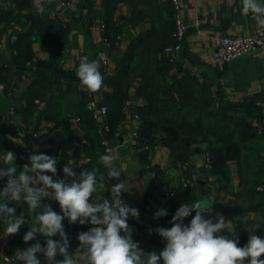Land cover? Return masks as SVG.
Returning <instances> with one entry per match:
<instances>
[{
  "label": "crops",
  "instance_id": "obj_1",
  "mask_svg": "<svg viewBox=\"0 0 264 264\" xmlns=\"http://www.w3.org/2000/svg\"><path fill=\"white\" fill-rule=\"evenodd\" d=\"M31 1L29 9L20 11L17 21L6 24L0 20V50L4 52V56L12 50L13 42L25 29L30 13L47 16L52 20L62 19L59 17L57 6L51 0H43V8L40 10H37L33 0ZM260 2L264 3V0ZM87 3L92 6L90 10L95 11V18L91 23L88 20L93 11L89 10ZM180 3L183 19L189 28L180 49L176 52L174 67L167 77L160 80L166 87L174 80H181L185 86L191 88L188 92L189 97L194 94L199 96L207 94L210 104L207 103L205 108L218 113L207 117L206 122L211 121V129L207 130V125L202 133L196 136L198 138L191 144V153L186 160L174 159L169 146L162 143L163 135H159L157 143L146 149L148 152L144 156L145 153L142 152L145 150L134 147L132 142L127 140L128 134L137 124L134 112L145 104L141 94H137V88L145 80L141 74L145 72L143 73L141 60L134 58L132 73L128 78L129 97L123 107L125 120L114 138L108 139L109 145L114 147L112 152L117 156L116 166L121 176L117 180L112 178V182L103 181L104 188H99L97 197L111 200L112 186L124 182L128 191H122L121 198L128 206L138 209L139 218L150 223L158 219L154 217L158 210H165L164 195L168 191H173V196L177 194L179 207L181 204L200 200L204 205L212 206L213 220L216 213H221L226 221H231L229 230L221 234L238 239V246L243 247L249 239L248 229L253 225H259V229L253 234L264 238V192L255 190L256 185L264 182V106L256 104L257 101L264 102V47H258L241 57L223 62L212 56L209 38L212 34L245 35L259 25L252 14L247 16L242 14V0H180ZM164 4H167L166 0H118L113 13L118 20L121 38L115 48H111L104 42L101 29L103 22L97 15L99 10L103 12V0H75L73 6L64 12L63 19H67L68 22L73 20L74 23L72 25L68 23L70 29L67 30L64 41L67 50L61 55L59 65L66 71L76 73L82 56L86 55L93 60L97 59L95 56L98 52L105 53L108 63L105 69L102 64L100 68L105 78L104 87L94 93L95 97L103 102L104 94L112 91L109 80L116 73L118 61L131 41L151 27L152 17L157 15L155 12L159 9H168V5ZM6 8L0 4V16ZM132 15L134 22H131ZM197 18L203 19L204 24L196 28L193 22ZM33 38L36 39L33 42L36 60H48L52 51L48 46H41V34L37 30H34ZM56 47L59 50L58 44ZM162 56H167L164 50ZM27 64L31 65L30 62ZM154 66L150 63L146 74H151ZM34 72L35 66L28 67L23 71L18 83L15 84L13 80L8 79L9 88L4 84L5 88L0 90V158H3L7 151L14 152L18 172L28 162L30 154H46L49 147L43 146V138L49 140L54 132L62 133L69 129L75 132L76 138L81 135L79 120L73 116L74 111L79 108V94L74 90L59 99V104L55 108L56 120L40 119L38 129L43 134L47 132V135L37 140L33 136V129L31 128V131L26 127L21 116V106L24 105V94L35 77ZM48 76L62 87L67 85L64 79L53 73H49ZM77 88L86 89L80 81L77 82ZM58 93V90L54 92L55 95ZM251 102L254 104L253 108H247L248 113H243L242 108ZM43 107L42 102L40 108ZM10 109H14L15 113L10 114ZM199 109V105L191 103L182 112L189 121L196 122ZM238 117H243V122L253 126L254 130L245 127L241 122H236ZM205 135L214 143L226 144L231 156L227 162L226 175L219 176L213 173L215 177L212 181H209L203 167L206 143L200 141V138ZM81 143L83 144L82 139ZM180 150H183L182 146ZM71 161H75L74 169L77 164L88 160L80 151L74 153L73 150V156L69 159V162ZM190 170L192 174L188 179L187 171ZM183 179L187 182L184 189L181 188ZM70 180L71 177L67 182ZM6 182L7 179L1 181L4 185ZM42 204L50 205L57 213L61 212L59 204L51 197L44 198ZM194 215L195 212L192 213V216ZM192 216L185 218L184 223H190ZM160 218L162 223L172 226L171 216ZM66 223L67 219L63 221L64 227ZM128 224L133 229L132 239L138 242L146 253L155 251L159 254L163 250L166 244L164 240L152 243L154 234H150L149 229L131 220ZM4 228V224L0 225V251L6 250L9 253L10 235L4 236ZM147 233L150 234L148 237ZM78 245V239L75 243H70L69 252L74 253ZM19 250L20 248L12 254V262L4 261L0 257V264H16L18 261L16 254ZM261 259H264V256ZM160 264H163L162 260Z\"/></svg>",
  "mask_w": 264,
  "mask_h": 264
},
{
  "label": "trees",
  "instance_id": "obj_2",
  "mask_svg": "<svg viewBox=\"0 0 264 264\" xmlns=\"http://www.w3.org/2000/svg\"><path fill=\"white\" fill-rule=\"evenodd\" d=\"M10 1L16 4V8H6V10L0 16V20L5 21L6 24L17 21L19 19L20 11L22 9H29L31 0H2ZM118 0H103V12L100 10L97 12L100 19H102L104 30L103 37L107 38L111 43V48H115L117 35L120 33L118 20L114 17V7ZM168 5L167 10H157V15L152 17L151 27L143 34L134 38L125 53L120 58L116 66V73L109 80V84L112 87L111 92L104 94L103 103L107 105V114L104 119V123L107 124L108 130L99 128V122L93 117L91 110L87 108V102L89 96L85 90H79L77 88V82L79 79L76 73L73 71H66L59 65V59L64 51L67 50L65 46V39L67 28H63L61 21L57 19H50L47 16H40L37 13H30L28 15V23H26L25 29L18 35L16 40L13 42L12 50L7 54V59L0 66V80L9 88V81L13 80L14 83H18L21 79L23 71L28 67L35 66V77L33 78L30 86L27 88L24 94V105L21 106V116L27 128H32L33 131H39V136L35 139L47 135L42 133L38 129V124L41 118H49L56 120L55 108L59 104V99L70 91H76L78 96L79 108L74 111V118H79V129L81 130L80 137L75 136V132L72 130H65L64 132H54L50 140V147L47 149L46 154L56 157L57 160V174L53 177L64 178L63 167L70 163L69 159L73 156V150L77 144V139L81 138L85 143L82 144L80 152L85 158H89L88 161L77 164L73 171L76 172L77 176L83 170L92 171L97 170V178L103 175V181L112 182V178L107 175V169L99 161L100 155L107 154L100 142L101 138L106 137L108 139L114 138L115 134L119 132L121 123L125 120V112L123 110L124 104L129 97L128 84L129 77L132 73V62L134 58H139L140 64L143 65V76L144 83L137 88V94H141L145 104L136 109V112L142 119L141 126L139 129V136L137 139V146L149 145L153 146L157 143L159 135H163L162 143L169 146L172 155L175 160L184 161L191 153V144L198 138L202 131L207 128L211 129L209 121L206 122L207 117L210 115L217 114L212 110H208L207 103L210 104V100L206 95H192L189 97L188 92L191 88H188L181 82V80H174L170 83L169 87L163 86L160 78L167 77L168 73L174 67L175 62L171 60L169 56H162V52L167 45L174 43L172 36L173 32V14H172V3L170 0H166ZM52 6L51 3H48ZM92 9L91 4H86ZM67 11V10H66ZM91 12L93 10H90ZM95 11L92 12L89 23L95 18ZM134 14V13H133ZM131 22H134V16L131 17ZM34 30H37L41 34V46L46 47L52 51L48 60H36L35 51L33 49V42L36 40L33 38ZM56 44L60 48L57 50ZM4 56V52L0 50V61ZM95 58L100 59L98 55ZM30 62V66H28ZM153 63L155 66L152 69L151 74H146L148 66ZM139 66V65H138ZM53 73L59 78L64 79L66 86L62 87L52 81L48 74ZM10 79V80H8ZM188 83V82H187ZM58 90V95L54 92ZM50 92V94H48ZM192 99V101H191ZM43 102L44 107L40 108ZM191 103L199 105V117L197 121H189L183 113V109ZM253 102L242 108L243 113H248L247 108H253ZM36 117V120H34ZM225 120V119H224ZM236 122H241L245 127L250 130H254L248 123L243 122V117H238ZM57 123V122H56ZM31 129V131H32ZM51 128L48 130L50 134ZM158 133V134H157ZM200 141L206 143L205 151L211 155V172L225 176L227 169V162L230 159V153L228 152V146L226 144L219 145L211 141L209 136L205 135L200 138ZM208 140V141H207ZM203 142V143H204ZM183 147V150L181 149ZM147 150L143 151L144 156L147 155ZM22 155H19V157ZM23 158V156H22ZM2 158H0V167H4ZM106 170V171H105ZM187 174V178L190 179L192 171ZM52 175L51 173H46ZM108 178V179H107ZM6 178L0 179V189L5 185L1 181ZM73 178L71 177V180ZM70 180V181H71ZM103 181H100L101 183ZM99 188L97 192L93 194V199H98ZM183 194V193H182ZM101 199V198H99ZM178 197L175 194L172 199V216L175 214L179 207L177 202ZM9 207H16V214L20 215L24 213L25 219H28L27 205L26 203H10ZM130 220H128L129 222ZM0 225L3 222L0 221ZM92 227L90 224L80 225L78 222L74 224L75 234L82 231H87ZM159 227L170 228L167 224L160 223ZM29 230V224L25 223L20 228L19 232L15 235H10L9 239V254H12L20 248L25 250L31 245L39 242L42 246H46L45 239L37 235V238L25 243L23 236ZM154 234L151 242L156 243L162 239L154 230L151 232ZM53 239L58 240L56 236ZM163 240V239H162ZM166 242V241H165ZM144 250V248L141 247ZM145 251V250H144ZM146 252V251H145ZM41 261V264H45V259L42 254H37ZM62 259L58 256L57 260ZM16 264H22L21 261H17Z\"/></svg>",
  "mask_w": 264,
  "mask_h": 264
},
{
  "label": "clouds",
  "instance_id": "obj_3",
  "mask_svg": "<svg viewBox=\"0 0 264 264\" xmlns=\"http://www.w3.org/2000/svg\"><path fill=\"white\" fill-rule=\"evenodd\" d=\"M37 10L43 8V0H33ZM243 15L252 14L256 23L264 27V3L260 0H242ZM90 60L82 56L76 69L80 84L91 93L104 87L101 60ZM17 157L12 151L3 156L4 167H0V179L6 178V185L0 189V221L5 225L4 236L15 235L22 225L29 224L23 241L37 238L45 239L46 246L39 242L25 250H19L16 260L22 264H41L37 254H42L47 264H264V238L253 233L259 225L248 229L249 239L240 247L238 239L223 235L229 230L231 221H226L221 213L215 220L206 218L204 213L211 212L212 206L197 200L184 203L176 210L170 221L171 227H157L154 231L166 241L165 247L157 254L146 253L138 242L132 239L133 229L128 224L129 217L139 219V211L130 207L121 198L122 191H128L124 182L111 188L112 199H93L97 189H103V175L97 178V170H83L77 176L71 161L63 167L64 178L57 177L56 157L39 153L30 154L28 162L17 171ZM117 156L109 151L100 155L99 161L108 170L109 178L116 180L121 176L116 166ZM51 173L52 175H47ZM68 177L73 179L66 182ZM51 190V191H49ZM51 197L59 204L60 213L50 205H43L44 198ZM10 203H26L28 219L24 213L16 214V207ZM195 215L192 216V213ZM164 209L158 210L155 218L166 216ZM192 216L190 223L185 218ZM69 224H90L87 231L78 233V248L69 252L70 237L65 231L63 221ZM153 230L149 229L151 234ZM59 236V240L53 239ZM236 237V236H235ZM60 256L62 259L57 260ZM7 259V257H5Z\"/></svg>",
  "mask_w": 264,
  "mask_h": 264
},
{
  "label": "built area",
  "instance_id": "obj_4",
  "mask_svg": "<svg viewBox=\"0 0 264 264\" xmlns=\"http://www.w3.org/2000/svg\"><path fill=\"white\" fill-rule=\"evenodd\" d=\"M55 2V5L57 6V10L59 12V17L62 19L61 25L63 28L68 27V20L63 19L64 12L71 8L73 4L75 3V0H53ZM172 3V14H173V32L172 36L174 39V43L167 45L164 48V52L171 60L175 59L176 52L180 49L181 44L184 40V37L186 35L187 29L189 28V25L184 21L182 12H181V3L180 0H170ZM0 4L7 8H15L16 4L14 2L10 1H2L0 0ZM202 24H204V20L201 18H197L193 22V26L200 27ZM101 29L104 30L103 23L101 24ZM104 38V37H103ZM120 34L117 35V41L116 44L120 41ZM104 42L108 47H111V43L107 38H104ZM258 47H264V27L258 26L253 31H251L248 34L245 35H218V34H212L209 38V48L211 51V54L214 58L221 60L223 62H229L235 58L241 57L245 55L246 53L258 48ZM98 57L103 59L101 60V64L103 66V69L106 68V65L108 63L107 55L103 52H98ZM5 88L4 83L0 80V90H3ZM86 93L89 96V100L87 102V108L91 110L93 117L96 119L97 122H99V128L105 130H108L107 124H105L103 121L107 114V105L100 100H98L94 93L89 92L87 89H85ZM256 104L258 106H264V102L257 101ZM10 114H14L15 110L10 109ZM135 120L137 121V124L133 130L130 131V133L127 136V140L131 141L133 146L138 149L146 150L149 148V145H141L140 147L137 146V139L139 136V129L141 126L142 119L139 116L137 112H134ZM77 120L79 118L76 117ZM1 120H3V117H1ZM39 131H33V136H39ZM85 143V140L82 141ZM103 149L106 153H109V151H113L114 147L109 145L108 140L106 137L101 138L100 140ZM43 146L50 147V142L47 138L42 139ZM24 152V149H22ZM87 160L89 158H86ZM203 167L205 172L207 173V177L209 181H212L214 179V174L211 172V155L209 152H204V161H203ZM187 185V182L182 180V186L181 188L184 189ZM255 190L258 192H264V182L259 183L255 186ZM51 191V190H49ZM165 200H166V207L165 210L167 211V215L169 216L172 213V203L171 199L173 197V191H168L165 193ZM129 220L139 222L147 229L155 230L157 227H159V223L162 221V218H158L154 223L147 222L145 220H142L139 218L138 220L132 217H129ZM65 231L70 237V243L73 244L77 241V237L75 234V228L74 224H69L68 220L65 224ZM150 234L147 233V237ZM59 240V236H56ZM0 257L4 261L12 262L13 256H11L6 250L0 251ZM7 257V259H5Z\"/></svg>",
  "mask_w": 264,
  "mask_h": 264
},
{
  "label": "water",
  "instance_id": "obj_5",
  "mask_svg": "<svg viewBox=\"0 0 264 264\" xmlns=\"http://www.w3.org/2000/svg\"><path fill=\"white\" fill-rule=\"evenodd\" d=\"M51 1H52V3L55 4V2H54L53 0H51ZM73 23H74L73 20H70V21H69V24H70V25H72ZM6 59H7V57H6V56H3V58L1 59V62H0V66L3 64V62H4ZM81 147H82L81 139L78 138V139H77V144H76V146H75V148H74V153H78V152L80 151ZM74 166H75V165H73L72 168H73ZM69 178H70V177H68L67 180H68ZM206 179H207V178H206ZM67 180H66V182H67ZM204 215H205L206 218H211V219L214 218V214L211 213V212H206V213H204Z\"/></svg>",
  "mask_w": 264,
  "mask_h": 264
}]
</instances>
